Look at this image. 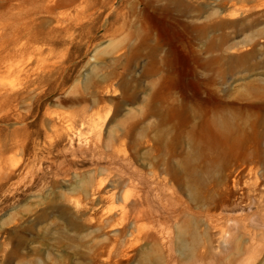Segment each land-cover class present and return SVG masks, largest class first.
I'll return each instance as SVG.
<instances>
[{
  "label": "rangeland",
  "instance_id": "rangeland-1",
  "mask_svg": "<svg viewBox=\"0 0 264 264\" xmlns=\"http://www.w3.org/2000/svg\"><path fill=\"white\" fill-rule=\"evenodd\" d=\"M0 264H264V0H0Z\"/></svg>",
  "mask_w": 264,
  "mask_h": 264
}]
</instances>
